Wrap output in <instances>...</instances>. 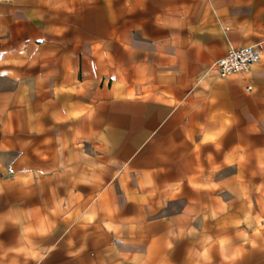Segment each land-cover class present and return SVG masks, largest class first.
I'll use <instances>...</instances> for the list:
<instances>
[{
  "label": "crops",
  "instance_id": "crops-1",
  "mask_svg": "<svg viewBox=\"0 0 264 264\" xmlns=\"http://www.w3.org/2000/svg\"><path fill=\"white\" fill-rule=\"evenodd\" d=\"M14 262L264 264V0H0Z\"/></svg>",
  "mask_w": 264,
  "mask_h": 264
},
{
  "label": "built area",
  "instance_id": "built-area-1",
  "mask_svg": "<svg viewBox=\"0 0 264 264\" xmlns=\"http://www.w3.org/2000/svg\"><path fill=\"white\" fill-rule=\"evenodd\" d=\"M258 62L259 54L254 47L234 48L215 62L212 71L219 78L231 75L246 76ZM246 89L250 90V87Z\"/></svg>",
  "mask_w": 264,
  "mask_h": 264
},
{
  "label": "clouds",
  "instance_id": "clouds-1",
  "mask_svg": "<svg viewBox=\"0 0 264 264\" xmlns=\"http://www.w3.org/2000/svg\"><path fill=\"white\" fill-rule=\"evenodd\" d=\"M208 139H212V137H209ZM17 223H18V221H17ZM190 231L191 232H195L196 230L195 229H191ZM238 238L242 241V245L245 244V243H250V241L248 240L247 235L245 233H243V232L238 233ZM168 246H169V248L172 247L171 244H169ZM21 251H23V249H21ZM28 258L39 259L40 257L36 253H29V257ZM222 259L226 260L227 258L225 257V258H222ZM14 264H15V262H14Z\"/></svg>",
  "mask_w": 264,
  "mask_h": 264
}]
</instances>
